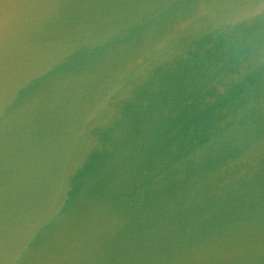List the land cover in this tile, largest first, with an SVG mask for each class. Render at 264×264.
<instances>
[{
    "label": "water",
    "instance_id": "95a60500",
    "mask_svg": "<svg viewBox=\"0 0 264 264\" xmlns=\"http://www.w3.org/2000/svg\"><path fill=\"white\" fill-rule=\"evenodd\" d=\"M0 264H264V0H0Z\"/></svg>",
    "mask_w": 264,
    "mask_h": 264
}]
</instances>
